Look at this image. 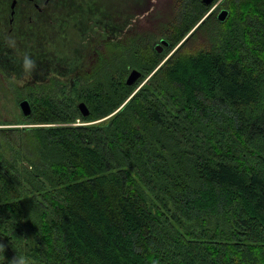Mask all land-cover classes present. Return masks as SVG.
<instances>
[{"label": "trees", "instance_id": "1", "mask_svg": "<svg viewBox=\"0 0 264 264\" xmlns=\"http://www.w3.org/2000/svg\"><path fill=\"white\" fill-rule=\"evenodd\" d=\"M217 1L178 0L161 53L94 40L34 86L36 125L0 129V264H264V0Z\"/></svg>", "mask_w": 264, "mask_h": 264}, {"label": "rangeland", "instance_id": "2", "mask_svg": "<svg viewBox=\"0 0 264 264\" xmlns=\"http://www.w3.org/2000/svg\"><path fill=\"white\" fill-rule=\"evenodd\" d=\"M8 1L0 0V25L6 23L8 14ZM72 0H56V10L59 16H75L77 10L72 9ZM103 7L110 3L109 18L100 21L105 24L106 28H98L99 25L93 23L98 16H95L91 9V14L84 13V17L89 21L93 18L91 24L82 25V21L77 23L85 29H67V30H47L48 26H58L57 22L50 25V17L45 18L43 23H46L41 28V31L24 30L19 32V26L14 31L10 32L7 29L0 30V52L4 51L7 46L4 38L10 41H15L14 46H10L8 42V51L3 56L0 55V129L18 128L26 126H35L36 124H28L25 122V117L18 106L21 99L27 98L32 111L33 99L31 91H37L35 85L43 84L45 80L52 76H57L60 81H63L65 88H69L74 81L72 73L78 72L82 62L76 63L77 56L84 52L85 48L94 40L103 43V39H111L122 41L125 43L132 35L138 37L141 44V50L151 47L154 50V45L159 43L162 38L171 40L169 37L176 36L175 29L178 25V0H98ZM219 1L214 2L209 10L215 8V17L222 8L219 7ZM118 4L123 8L118 9ZM52 7L49 5L48 10ZM53 16V15H52ZM217 19V18H216ZM195 25L191 31L196 27ZM3 28V27H2ZM6 28V27H5ZM45 28V29H43ZM191 31L180 39L173 48H171L165 57H168L180 44L185 42L186 49L204 48L208 41L200 33L195 35L190 34ZM10 34V35H9ZM190 34V35H189ZM144 35V38L141 36ZM29 39L28 47L18 46V42H24ZM3 39V40H2ZM110 40V41H111ZM8 41V40H7ZM149 44V47H148ZM5 45V46H4ZM125 45V44H123ZM145 45V46H144ZM166 47H163V51ZM28 54L35 61V68L30 72H25L23 68V56ZM90 57V56H89ZM164 57V58H165ZM87 61H90L87 59ZM134 69V68H132ZM136 69V68H135ZM131 69H129L128 73ZM138 70V69H137ZM126 74V76L128 75ZM48 78V79H49ZM126 78V77H125ZM141 79L135 87L137 90L146 80ZM57 79V78H56ZM108 117V116H107ZM106 118V117H105ZM102 118V119H105ZM100 119V120H102ZM99 121V120H96ZM95 122V121H94ZM15 123V124H14ZM76 124H89L77 120ZM42 125V124H38ZM14 137V136H13Z\"/></svg>", "mask_w": 264, "mask_h": 264}, {"label": "flooded vegetation", "instance_id": "3", "mask_svg": "<svg viewBox=\"0 0 264 264\" xmlns=\"http://www.w3.org/2000/svg\"><path fill=\"white\" fill-rule=\"evenodd\" d=\"M55 1L56 0H9L7 20L6 23L0 25V30L7 29V31L10 33L14 31L17 26H19V30H17L19 32H22L24 30L41 31L43 25H45L46 28L47 24L43 23V20H45V18L47 17H50V25H53L54 22H57L56 25H58L48 26L47 30H67L74 28L85 29L83 27H80L77 21L81 20L82 25L88 26L89 23L91 24L93 18L88 21L84 17V13L86 12L88 15L91 14V9L94 12L95 16H98L93 23L99 25L98 28H106L105 24L101 23L100 21H104L109 18L110 3L103 7L98 0H72L71 10H77L78 14L75 16H71L72 14L68 16L66 14H64V16H59L57 12H54L56 10V5L53 9V4H55ZM50 4H52V7L48 10ZM118 9H123L120 7V4H118ZM4 39L7 46L4 45V51L0 52L1 56H3L4 53L6 54V52L8 51V42H10L8 38ZM25 39L26 40L23 43L18 42V46L28 47L31 44L26 36ZM72 75H75V78L77 72L74 71ZM72 85L73 82L70 84V87Z\"/></svg>", "mask_w": 264, "mask_h": 264}, {"label": "water", "instance_id": "4", "mask_svg": "<svg viewBox=\"0 0 264 264\" xmlns=\"http://www.w3.org/2000/svg\"><path fill=\"white\" fill-rule=\"evenodd\" d=\"M202 1L206 5H209L212 2V0H202ZM215 7L216 6H214L213 9L209 10V12L206 14V16L209 15L210 13H212L213 11H215V9H216ZM227 15H228V10L223 8L220 10V12H218L217 19L219 21H223L226 19ZM168 45H169V41L165 38H162L159 40V43L154 45V49L156 50L157 53H161L163 51V47L164 46L166 47ZM140 76H141V72L139 70H137L135 68L131 69L125 78V83L127 85H133L140 78ZM18 106L21 109V112L24 116H28L31 113V106H30V103H29L27 98L21 99L18 103ZM77 107H78V109H79V111L83 117H85L89 114V109L83 101H80L77 104Z\"/></svg>", "mask_w": 264, "mask_h": 264}, {"label": "clouds", "instance_id": "5", "mask_svg": "<svg viewBox=\"0 0 264 264\" xmlns=\"http://www.w3.org/2000/svg\"><path fill=\"white\" fill-rule=\"evenodd\" d=\"M10 44L14 46L15 41H10ZM35 66V61L28 54H25L23 56V68L25 72H30ZM0 249H5V245L0 243ZM11 264H31V261L24 256H14L11 259Z\"/></svg>", "mask_w": 264, "mask_h": 264}]
</instances>
